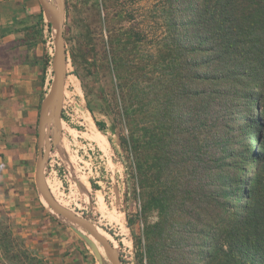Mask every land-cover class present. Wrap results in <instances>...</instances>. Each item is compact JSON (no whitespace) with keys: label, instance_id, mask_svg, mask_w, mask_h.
<instances>
[{"label":"rangeland","instance_id":"1","mask_svg":"<svg viewBox=\"0 0 264 264\" xmlns=\"http://www.w3.org/2000/svg\"><path fill=\"white\" fill-rule=\"evenodd\" d=\"M64 9L67 84L62 123L53 127L67 149L61 158L53 146L45 167L56 194L110 235L122 264H206L215 213L211 136L199 127V84L183 68L196 55H182V18L166 0H64ZM255 94L252 103L243 100L229 146L236 155L229 171L240 190L264 150V106L255 110L259 85ZM36 158L37 149L33 174ZM24 185H12L13 192L0 184V264H55L50 247L43 252L28 235L49 229V217L67 223L106 259L86 231L44 204L34 175L32 188ZM242 203L241 194L225 198L231 211L240 212Z\"/></svg>","mask_w":264,"mask_h":264},{"label":"trees","instance_id":"2","mask_svg":"<svg viewBox=\"0 0 264 264\" xmlns=\"http://www.w3.org/2000/svg\"><path fill=\"white\" fill-rule=\"evenodd\" d=\"M166 3L171 12L182 18L178 24L181 47H185L182 55H196L195 59L186 57L183 68L186 78L191 76L199 84L196 92L199 127L211 136L208 145L213 159L215 213L205 263L264 264V150L254 158V174L245 180L242 190L238 189L235 173L232 176L229 171L236 165L233 161L236 155L229 146L236 138L234 130L243 100L252 103L257 85L260 94L255 110L259 107L262 112L264 106V0H166ZM171 17L172 14L169 18L173 21ZM96 125L102 130L101 123ZM51 128L52 125L50 133ZM132 137L133 134L128 138L130 153L137 157ZM136 165L137 181L144 187L143 170L139 163ZM202 169L205 173L204 165ZM46 180L50 188V177ZM52 194L59 204L67 207ZM239 194L243 197L240 212L229 210L225 198ZM102 264L109 263L103 258Z\"/></svg>","mask_w":264,"mask_h":264},{"label":"crops","instance_id":"3","mask_svg":"<svg viewBox=\"0 0 264 264\" xmlns=\"http://www.w3.org/2000/svg\"><path fill=\"white\" fill-rule=\"evenodd\" d=\"M47 29L38 0H0V184L10 190L15 184L32 188L40 105L52 81ZM61 136L54 149L62 158L67 147ZM49 226L28 235L43 252L50 247L55 264H97L95 248L75 229L55 217Z\"/></svg>","mask_w":264,"mask_h":264},{"label":"water","instance_id":"4","mask_svg":"<svg viewBox=\"0 0 264 264\" xmlns=\"http://www.w3.org/2000/svg\"><path fill=\"white\" fill-rule=\"evenodd\" d=\"M43 11V17L53 32V54L51 58L52 81L47 94L43 97L40 105V113L37 127V158L34 169V185L37 193L46 203L52 213L63 220L75 224L86 231L96 243H98L109 264H122L118 252L113 245L99 232L92 220L79 217L69 209L56 202L46 183L45 167L48 163L50 149L60 139V134L52 132L49 138L50 127L60 128L62 103L65 92L67 54L64 38L65 9L64 0H54V4L45 0H38ZM96 260L103 263V257L97 248L94 249Z\"/></svg>","mask_w":264,"mask_h":264},{"label":"bare ground","instance_id":"5","mask_svg":"<svg viewBox=\"0 0 264 264\" xmlns=\"http://www.w3.org/2000/svg\"><path fill=\"white\" fill-rule=\"evenodd\" d=\"M47 3H49V0H45ZM62 123V122H61ZM55 132L56 131V129H55V127H53L52 126V128H51V133L52 132ZM51 182L52 183H50V188H49V186H48V184H47V186H48V188H49V190H50V192L52 191V192H54L55 194H56V185H55V182H54V180L53 179H51ZM46 183H47V180H46ZM52 192H51V194H52ZM53 195V194H52ZM57 195V194H56ZM54 197V196H53ZM57 197L62 201V202H64L58 195H57ZM55 199V198H54ZM57 202V201H56ZM58 203V202H57ZM65 203V202H64ZM59 204V203H58ZM66 204V203H65ZM61 205V204H60ZM61 206H63V205H61ZM63 207H65V206H63ZM65 208H67V207H65ZM67 209H69V208H67ZM71 212H73V213H75L77 216H79L76 212H74L73 210H71V209H69ZM79 217H81V216H79ZM97 231L99 232V234H101L102 236H104L108 241H111L112 242V244H113V247L115 248V250L117 251V249H116V245H115V242H113V240H112V238L110 237V235L108 234V233H106L105 231H103L102 229H100V228H98L97 227Z\"/></svg>","mask_w":264,"mask_h":264},{"label":"built area","instance_id":"6","mask_svg":"<svg viewBox=\"0 0 264 264\" xmlns=\"http://www.w3.org/2000/svg\"><path fill=\"white\" fill-rule=\"evenodd\" d=\"M44 25H46V27L49 28L48 27V23L46 22L45 19H44ZM48 41H49V45H50V49H51V54H53L54 45H53V37L51 35L48 37ZM66 80H67V78L65 79V87H66V84H67Z\"/></svg>","mask_w":264,"mask_h":264}]
</instances>
